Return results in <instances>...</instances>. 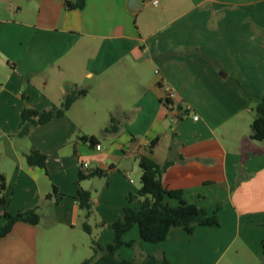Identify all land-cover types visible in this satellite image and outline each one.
Returning a JSON list of instances; mask_svg holds the SVG:
<instances>
[{
  "label": "crops",
  "instance_id": "crops-1",
  "mask_svg": "<svg viewBox=\"0 0 264 264\" xmlns=\"http://www.w3.org/2000/svg\"><path fill=\"white\" fill-rule=\"evenodd\" d=\"M65 1L0 0L5 210L39 214L0 238V264H79L92 254L91 238L110 243L108 224L139 204L128 197L140 186L139 157L149 154L170 161L163 186L218 224L174 227L155 243L133 225L122 237L133 245L120 246L118 258L264 264V140L250 137L264 95V0H138L135 10L129 0H85L75 9ZM163 85L176 92L170 102ZM80 88L85 95L62 115L17 135L23 107L53 110ZM183 105L191 113L180 115ZM111 117L116 130L103 132ZM32 149L45 154L44 167L26 162ZM78 188L90 192L88 217Z\"/></svg>",
  "mask_w": 264,
  "mask_h": 264
},
{
  "label": "trees",
  "instance_id": "trees-1",
  "mask_svg": "<svg viewBox=\"0 0 264 264\" xmlns=\"http://www.w3.org/2000/svg\"><path fill=\"white\" fill-rule=\"evenodd\" d=\"M85 0H66L65 5L68 9L82 8ZM86 89H73L66 93L60 106L53 110L38 112L34 109L23 107L21 110V120L17 135L27 134L32 124L43 123L53 116L62 115L76 99L85 95ZM254 117L250 124V137L255 140H264V95L254 103ZM116 130L115 119L110 118V123L103 132H113ZM78 139L94 144L96 139L90 135H80ZM154 142L149 144V152ZM28 164L44 167L46 156L44 153L32 149L25 153ZM170 161L158 163L149 155L139 157L138 165L141 170L140 186L137 193L130 194L128 200L139 199L137 207L126 205L123 208L122 216L108 226L113 230L114 237L110 243L100 246L91 238L92 254L79 264H154L157 259L149 255L143 262H133L129 259L118 258L116 253L120 246L133 245V240L124 241L123 234L133 225L138 227L139 236L148 242H159L164 240L170 229L179 227L187 232H192L195 225H217L214 214H207L204 208L198 207L193 203L187 202L179 190H171L163 186L161 176ZM90 172L87 175L79 174V178L94 175ZM5 183L4 177L0 174V238L6 235L16 221L36 224L39 221V214L35 208L23 212L11 214L5 210L6 199L3 195ZM78 206L84 211L85 217L92 212V201L90 192L82 188L77 189ZM175 200V204H171ZM103 224V221H100ZM83 229L90 233V227L86 222L82 224ZM264 250V239L262 241ZM164 264H168L166 261Z\"/></svg>",
  "mask_w": 264,
  "mask_h": 264
},
{
  "label": "built area",
  "instance_id": "built-area-1",
  "mask_svg": "<svg viewBox=\"0 0 264 264\" xmlns=\"http://www.w3.org/2000/svg\"><path fill=\"white\" fill-rule=\"evenodd\" d=\"M147 1L148 3H150L151 5H158L159 4V0H144ZM157 72V71H156ZM163 92L164 95L166 97V101L170 102L176 95L175 90L170 86V85H163ZM182 113H174V115H172V120L176 121L178 119L179 114L183 115V114H189L191 113V107L189 105H183L182 109H181ZM192 118L193 119H197L198 115L195 113H192ZM96 147H99V144H95ZM80 166L81 167H87L88 166V162L87 161H81L80 162Z\"/></svg>",
  "mask_w": 264,
  "mask_h": 264
},
{
  "label": "water",
  "instance_id": "water-1",
  "mask_svg": "<svg viewBox=\"0 0 264 264\" xmlns=\"http://www.w3.org/2000/svg\"><path fill=\"white\" fill-rule=\"evenodd\" d=\"M136 4H138L139 7H140V5H141V3H140L138 0H129V5H128V6H129L131 9L135 10V9L138 8V6H136Z\"/></svg>",
  "mask_w": 264,
  "mask_h": 264
},
{
  "label": "rangeland",
  "instance_id": "rangeland-1",
  "mask_svg": "<svg viewBox=\"0 0 264 264\" xmlns=\"http://www.w3.org/2000/svg\"><path fill=\"white\" fill-rule=\"evenodd\" d=\"M254 112V110L252 109V113Z\"/></svg>",
  "mask_w": 264,
  "mask_h": 264
}]
</instances>
